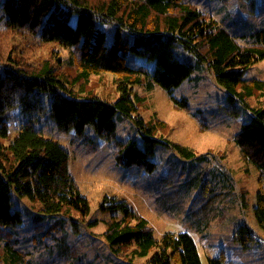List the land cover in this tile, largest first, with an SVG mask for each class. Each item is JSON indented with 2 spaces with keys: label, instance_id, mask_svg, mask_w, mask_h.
<instances>
[{
  "label": "trees",
  "instance_id": "trees-1",
  "mask_svg": "<svg viewBox=\"0 0 264 264\" xmlns=\"http://www.w3.org/2000/svg\"><path fill=\"white\" fill-rule=\"evenodd\" d=\"M0 256L7 264H29L23 259L14 232L32 220L52 216L89 215V199L70 171V153L58 141L47 137L34 122L47 111L44 94L52 93L49 114L60 131L79 132L91 125L98 135L111 140L120 164H136L154 171L153 157L157 137L139 114L133 97L134 86L154 82L171 92L194 70L192 61L174 53L180 45L199 64H208L217 83L228 92L229 101L239 100L250 118L236 134L243 156L264 166V106H249L252 95L264 98V79L246 78V70L264 58V30L256 31L252 41L239 42L214 14L190 0H0ZM115 23L112 39H107L104 24ZM125 32V33H124ZM56 47H59L58 49ZM60 47L67 49V55ZM46 55H33L37 49ZM134 53L143 64H131ZM111 73L120 95L115 100L101 98L89 87L92 75ZM260 93V94H259ZM138 99L143 97L137 94ZM176 107L189 108L187 98ZM19 105L26 120L9 140L5 112ZM226 110L240 114L238 108ZM131 117L139 137L117 136L115 114ZM137 113L138 115H134ZM206 128L203 119H199ZM157 123L165 125L158 119ZM6 140H9L6 143ZM188 157V146L176 144ZM12 190L29 202L18 207ZM103 210L111 211L104 236L113 249L137 245L141 255L153 251L151 264H203L194 237L186 231H166L160 239L148 220L131 209L126 201L105 196ZM254 214L264 230V183L256 195ZM256 238L241 225L235 235L244 246ZM27 257V252H23ZM223 255L210 258L221 264ZM0 264H3L0 260Z\"/></svg>",
  "mask_w": 264,
  "mask_h": 264
},
{
  "label": "rangeland",
  "instance_id": "rangeland-1",
  "mask_svg": "<svg viewBox=\"0 0 264 264\" xmlns=\"http://www.w3.org/2000/svg\"><path fill=\"white\" fill-rule=\"evenodd\" d=\"M201 10L214 14L239 42L252 41L256 31L264 30V0H190ZM1 12V3H0ZM115 23L104 24L107 39H112ZM125 33V32H124ZM57 49L59 47H56ZM64 55L68 50L60 47ZM48 49L37 48L33 55H46ZM176 57L190 60L195 70L171 92L153 81L149 87L134 86L133 97L139 103V114L157 137L165 143L155 146L154 171L136 164H120L113 143L98 135L93 126L79 132L72 128L60 131L49 114L52 93L44 94L47 111L35 120L36 128L47 137L63 145L70 153V171L80 192L89 201L88 216H52L21 225L14 232L17 248L29 264H151L153 253L141 255L137 245L113 249L104 236L110 210H103V197L124 200L139 215L145 217L154 235L160 239L166 231H186L198 246L203 264L223 255L221 264H264V230L258 225L254 206L260 187L264 183V166L255 159L245 158L236 134L250 118L244 103L228 99V92L216 81L208 64L198 65L195 57L184 58L188 52L174 46ZM127 59L131 64H143L134 53ZM2 68V67H0ZM246 78L264 79V58L252 64ZM89 87L101 98L115 100L116 78L103 72L92 75ZM137 94L143 97L138 99ZM248 99L249 106H264L258 93ZM260 94V93H259ZM171 95L179 101L187 98L190 109L176 107ZM238 108L240 114L226 110ZM117 136L139 137L131 117L115 114ZM134 115H138L135 113ZM206 128H202L199 119ZM158 119L165 125L157 123ZM9 125V140L16 135L20 123L26 120L19 105L4 114ZM9 140H6L8 143ZM142 140V139H141ZM188 146L194 157L181 153L176 144ZM12 196L18 207L29 202L14 190ZM247 225L256 238L244 246L235 239L241 225ZM23 252H27L25 258ZM7 264L4 256H0Z\"/></svg>",
  "mask_w": 264,
  "mask_h": 264
}]
</instances>
